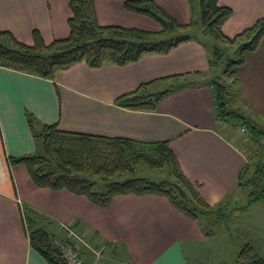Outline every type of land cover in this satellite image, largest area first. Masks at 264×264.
Masks as SVG:
<instances>
[{
  "label": "crops",
  "instance_id": "1",
  "mask_svg": "<svg viewBox=\"0 0 264 264\" xmlns=\"http://www.w3.org/2000/svg\"><path fill=\"white\" fill-rule=\"evenodd\" d=\"M126 1L94 0L99 24L162 29L149 16L127 10ZM155 1L181 23L192 20L190 0ZM70 2L0 0V30L28 45L34 43L36 30L47 44L67 38ZM219 4L232 9L222 25L229 37L264 17V0ZM236 72L235 106L264 126V36ZM178 75L182 76L175 79ZM214 76L210 47L200 40L184 42L165 54H146L126 65L105 63L95 68L82 61L55 79L0 66V264H50L31 246L30 225L45 229L56 245L75 248L85 264H215L218 259L222 264L226 250L202 246L225 234L232 238L231 227L208 234L204 219L194 221L158 194H121L108 206H99L68 189L37 186L26 165L9 160L35 154L36 133L45 124L141 142L169 141L182 171L212 206H240L245 196L241 177L254 157L247 152L248 136H237L232 124L217 119ZM144 84L147 92L175 87L152 111L118 103ZM256 207L264 213V203L247 212ZM245 243L257 250L253 243ZM96 250L102 252V262L94 263Z\"/></svg>",
  "mask_w": 264,
  "mask_h": 264
},
{
  "label": "trees",
  "instance_id": "2",
  "mask_svg": "<svg viewBox=\"0 0 264 264\" xmlns=\"http://www.w3.org/2000/svg\"><path fill=\"white\" fill-rule=\"evenodd\" d=\"M192 20L181 23L155 0H127L125 8L157 21L160 31L100 25L94 0H71L70 36L47 44L39 31H34V43L25 44L9 31L0 30V66L46 79L85 61L91 67L105 63L126 65L146 54H165L190 40L205 42L211 50V66L215 76L213 86L217 119L239 125L248 131V140L257 144L256 157L241 177L248 190L247 200L236 207L212 206L199 185L182 171L169 141L141 142L125 137H106L60 130L56 124H45L37 130L38 150L35 154L11 157L13 164L27 166L39 187L69 191L86 196L99 206H108L121 194H158L165 196L178 210L194 221L204 219L208 234L221 228L229 229V221L237 211H246L264 203V126L242 108L234 106L232 90L236 69L245 62L247 53L255 51L264 36V17L244 32L227 36L223 23L232 9L219 0H190ZM185 32V33H182ZM182 75L175 76L178 79ZM146 84L123 95L118 103L139 110H154L157 103L175 86L161 92H147ZM31 124L34 122L30 116ZM151 168L169 167L168 176L153 181L133 175L139 164ZM220 223V224H219ZM221 225V226H220ZM30 244L50 264H68L61 256V247L42 228L28 227ZM232 264H264V258L250 243L239 246Z\"/></svg>",
  "mask_w": 264,
  "mask_h": 264
},
{
  "label": "rangeland",
  "instance_id": "3",
  "mask_svg": "<svg viewBox=\"0 0 264 264\" xmlns=\"http://www.w3.org/2000/svg\"><path fill=\"white\" fill-rule=\"evenodd\" d=\"M182 33H185V32H182ZM233 87H232V90H234ZM235 104L237 103L234 100V106ZM233 127L235 129L236 135L238 136L239 135V131H238L239 125H235ZM231 135H232V132H231ZM246 141H247L246 147H248L247 152H249L248 154L250 155V157L252 156L256 157L254 151L258 150L257 144H254L250 142L249 140H246ZM251 161L252 160L250 159V162ZM169 171H170V168L168 166L164 168H151L148 165L141 163L137 166L136 171L134 172L133 175L146 176V177H149L153 181H160L168 176ZM247 191L248 190L246 189L244 190L245 196H246ZM245 196L242 195V198L240 199L239 204L246 202L247 198ZM258 204L260 203H257L253 206H257ZM253 206H251L250 208H252ZM248 210L237 211L235 214L236 219H234V221L232 220V224L229 221V227L232 228V235L234 238L233 237L231 238L229 234L227 235L225 234L221 238L216 237L212 243L211 241H209L205 245L202 246V248H205L204 250H224V251L226 250L225 251L226 256H224V258L226 259L223 258L225 261H223L222 264H232L235 262L237 258L236 243L238 244V248H239V246L242 245L243 243L251 242L255 246H257V250H259L260 253L264 255V213L261 212L260 207H256L254 209H251L249 212H247ZM233 222H235V226L233 225ZM221 225H220L221 226L220 229L226 228V224L222 223ZM223 238H225L224 241L222 240ZM97 252L99 253H96V256H94V258H96L94 263H96L97 261L102 262L103 254L100 251H97ZM215 264H221L219 262V259L215 261Z\"/></svg>",
  "mask_w": 264,
  "mask_h": 264
},
{
  "label": "built area",
  "instance_id": "4",
  "mask_svg": "<svg viewBox=\"0 0 264 264\" xmlns=\"http://www.w3.org/2000/svg\"><path fill=\"white\" fill-rule=\"evenodd\" d=\"M239 135L243 137L248 136V131L245 127L239 126ZM68 231L76 236L77 238L81 239L79 236H77L71 229H68ZM61 247V256L62 258L68 263V264H85L84 260L80 256L79 252L73 248L72 246L62 244ZM99 253V252H96Z\"/></svg>",
  "mask_w": 264,
  "mask_h": 264
}]
</instances>
